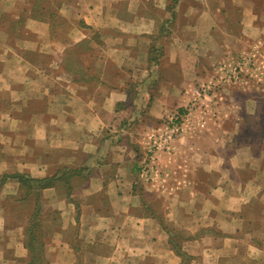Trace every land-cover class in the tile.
Returning <instances> with one entry per match:
<instances>
[{
  "label": "crops",
  "instance_id": "0c3cea01",
  "mask_svg": "<svg viewBox=\"0 0 264 264\" xmlns=\"http://www.w3.org/2000/svg\"><path fill=\"white\" fill-rule=\"evenodd\" d=\"M63 2L78 23L59 46L95 45L80 19L121 34L114 36L120 44L99 52L82 74L59 71L57 55L55 66L44 68L28 59L27 52H41V43L50 41L43 21L26 20L42 27L39 43L18 38L19 54L8 46L3 31L19 22L29 2L0 0V174L44 177L62 166L83 171L69 197L55 187L39 191L60 221L44 242L48 264H264V247L253 242H264V117L256 140L240 138L245 123L238 117L231 130L221 120L189 138L186 129L197 122L187 121L170 151L158 155L172 172L167 190L174 191L148 188L136 176L156 123L187 102L205 68L196 59L264 43V0ZM2 12L10 17L1 18ZM90 71L94 76L84 74ZM257 98L244 99V112L255 115ZM192 153L200 154L199 163ZM211 175L213 183L202 190ZM17 186L8 179L0 187V264L28 260V214L13 224L15 215L3 208Z\"/></svg>",
  "mask_w": 264,
  "mask_h": 264
},
{
  "label": "rangeland",
  "instance_id": "374dc122",
  "mask_svg": "<svg viewBox=\"0 0 264 264\" xmlns=\"http://www.w3.org/2000/svg\"><path fill=\"white\" fill-rule=\"evenodd\" d=\"M29 9H24L21 11L18 19V23L16 25H8L6 29L3 31L5 38V42L8 46L14 49L18 54L22 53L23 49L17 47V39L21 40H31L34 42H40L38 39V35L40 31H42V27L38 24H26V20L30 18L31 20H40L45 23H48L47 33H50V24L52 21L56 23V27L53 29V36H48L50 41H43L41 43V52H27L26 56L31 62L36 61L37 64H41L42 67L55 66V55L56 56V64L59 65L58 70H62L64 74H75L81 73L84 65L88 63L92 64L93 60L97 58L99 52L103 54L105 53L107 48H111L112 45L120 44L119 39L116 36H119V32L108 31L107 33H103L93 27L86 25L83 21L79 20V24L84 29L88 30L90 33V38L94 40L95 45L91 46V43L88 41H80L76 44L70 45L68 47H61L56 43L58 40L65 41L69 39V34L71 33L72 23L73 25L78 23L76 16L72 13V10L64 4L63 0H28ZM78 14L81 11H77ZM9 16V12H2L1 18L7 19ZM10 17V16H9ZM54 25V24H53ZM241 26H233L232 30H240ZM121 35V34H120ZM28 37L30 39H28ZM120 37V36H119ZM264 48L263 42L254 41L253 43L243 46V48L239 49L237 52L226 54L221 58H198L196 59V63L200 65L202 63L205 64V68L201 69L202 73L197 74L199 76L196 81H194V85L192 90L189 92V97L187 102L181 106V108L176 107L175 110L171 112V114L163 117L156 123L157 126H162L167 117L174 115L176 117L177 122H181L182 130L184 125L187 124V121L190 119L192 121L197 122L190 129H186L185 131L179 130V134L174 137L172 144L174 141L179 138V136L185 133H188V137L192 135L199 136L204 129H210L211 127L214 129L216 124L221 123L223 121V126L226 130H231L234 126V122L232 119L238 117L241 119L239 124L245 123L242 126L240 134L242 136L241 139H247V137H251L256 140L259 134V131L262 127V117H264V52L262 49ZM46 50L53 51V53H48L45 51V54L42 52ZM264 50V49H263ZM199 52V51H198ZM50 63V65H49ZM209 68L206 67V65ZM88 77L94 76V73L90 71L84 73ZM196 89H204L202 90L205 94L204 96L196 94ZM201 91V94H202ZM230 94V98L224 95ZM257 96L258 105L255 115L248 114L244 112L246 107L244 105V99L247 96ZM237 104L238 106H231V104ZM190 107V110L187 111V107ZM248 106V105H247ZM249 110L251 109L250 106ZM189 112V113H188ZM188 113V115H187ZM187 116V117H185ZM181 117H185V121L182 124ZM245 117H259L260 120L258 123L253 120L249 121ZM245 119V122H243ZM222 120V121H221ZM198 121H203L204 126L200 127ZM255 125V126H254ZM155 127V128H156ZM185 129V128H184ZM243 129V130H242ZM190 130V131H188ZM191 133V134H190ZM257 133V134H256ZM190 135V136H189ZM142 151L138 169L136 172L137 181L139 183H144L148 188H155V186H159L161 191L166 193L171 190L174 191V188L168 186V181L172 180V172L171 170L162 165H159L158 155L160 153H165L166 150H158V151H148L147 146ZM170 151V150H169ZM153 155V159H152ZM192 161L199 163V153H192ZM175 175V174H173ZM156 179L158 182H156ZM141 181V182H140ZM169 181V182H170ZM213 177L209 180L207 185H203L202 190H206L210 183H213ZM158 183V184H157ZM166 189V190H165ZM11 194V193H10ZM5 203V202H4ZM3 203V204H4ZM11 205H19L12 208ZM4 208V207H3ZM43 212L50 213L54 210L52 206L49 207L48 203L42 202ZM9 213L8 215H15L14 218H11V223H15L18 215L28 214L30 207L27 205H23L17 202H7V209ZM16 211V212H15ZM247 213H253V210H246L244 213L245 218L248 219ZM49 222L45 221V225L47 226ZM59 219L54 222L53 228L49 229L48 227L44 228V231H49V234L44 236V242H49L52 231L58 230L60 227ZM253 226H257L256 223ZM59 227V228H58ZM252 227V226H249ZM243 237H247L245 234ZM253 242L260 247H264V242L262 240L254 239Z\"/></svg>",
  "mask_w": 264,
  "mask_h": 264
},
{
  "label": "trees",
  "instance_id": "16d2710c",
  "mask_svg": "<svg viewBox=\"0 0 264 264\" xmlns=\"http://www.w3.org/2000/svg\"><path fill=\"white\" fill-rule=\"evenodd\" d=\"M175 2V0H172ZM50 36H53V29L56 23H50ZM54 24V25H53ZM82 169L73 166H62L54 174L44 177H32L26 172H3L0 174V187L8 179L17 181V191L7 194L4 209H7V202H17L30 207L27 224L24 229L23 245L28 251V260L25 264H48L44 255L43 238L49 231H44L45 227L53 228L54 222L57 221L58 212L53 210L50 213L43 212L42 199L40 198V189L46 187H55L62 194L69 197L71 188L74 187V180L82 177ZM77 180V179H76ZM11 200V201H9ZM12 208L19 205H11ZM45 221L49 222L45 225ZM182 261L189 256L182 253Z\"/></svg>",
  "mask_w": 264,
  "mask_h": 264
},
{
  "label": "built area",
  "instance_id": "2783aa9c",
  "mask_svg": "<svg viewBox=\"0 0 264 264\" xmlns=\"http://www.w3.org/2000/svg\"><path fill=\"white\" fill-rule=\"evenodd\" d=\"M204 89H196L195 92L197 95L204 96V92L202 91ZM202 91V94H201ZM187 111L190 110L189 105L186 106ZM189 113V112H188ZM187 113V115H188ZM187 117V116H185ZM185 117H181L182 124L185 121ZM179 130H182L181 122L176 121V117L174 115H171L167 117V120L162 126H157L154 130V132L149 137V144L147 146L148 151H160V150H166L169 151L171 149V143L179 133ZM153 159V155H152Z\"/></svg>",
  "mask_w": 264,
  "mask_h": 264
}]
</instances>
